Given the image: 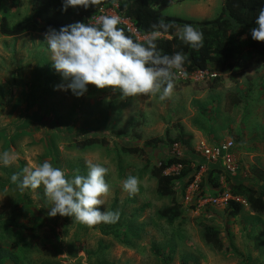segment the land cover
Wrapping results in <instances>:
<instances>
[{
	"label": "rangeland",
	"instance_id": "374dc122",
	"mask_svg": "<svg viewBox=\"0 0 264 264\" xmlns=\"http://www.w3.org/2000/svg\"><path fill=\"white\" fill-rule=\"evenodd\" d=\"M32 4L0 0V20L5 16L10 25L30 20ZM150 4L165 5L164 15L199 21L222 12V0ZM114 7L103 8L92 22ZM246 55L250 65L239 81L216 88L207 74L184 72L165 100L159 94L125 97L118 89L94 85L77 98L70 90H55L62 79L44 37L0 34V151L18 157L0 166V250L16 256L2 264H264V217L247 206L236 218L227 212V179L264 192V63L260 56ZM90 138L106 144L76 148ZM154 139L162 141L146 146ZM228 142L234 144L233 173L205 153ZM123 148H143L146 159L124 154ZM171 158L188 160L191 171L176 183L175 198L162 199L148 167ZM45 160L65 169L68 178L76 169L87 173L85 160L107 167L110 191L98 207L119 211L118 228L108 231L103 222L88 226L69 216L49 217L51 203L43 186L21 192L10 182L12 174ZM130 175L139 182L132 195L121 186ZM174 199L182 215L169 223L159 214ZM205 227L220 233L222 251L203 241Z\"/></svg>",
	"mask_w": 264,
	"mask_h": 264
},
{
	"label": "clouds",
	"instance_id": "9594fccd",
	"mask_svg": "<svg viewBox=\"0 0 264 264\" xmlns=\"http://www.w3.org/2000/svg\"><path fill=\"white\" fill-rule=\"evenodd\" d=\"M94 3L96 0H62L61 10L78 6L87 9ZM120 23L119 16L102 15L94 23L91 18L88 23L77 21L58 30L50 28L45 33L52 67L62 79L55 90H70L77 98L87 93L88 85L118 89L125 97L159 94V99L165 100L172 94L177 75L184 74V55L181 52L162 54L155 43V31L141 42L125 35L118 27ZM254 23L251 38L264 42V7L258 10ZM169 27L163 21L158 25L165 32ZM178 38L196 50L203 46V33L190 24L183 26ZM17 158L12 151H0V166L7 167ZM85 165L86 174H79L80 170L76 169L68 178L65 169L45 160L23 168L22 173L12 174L10 182L21 192L43 186L44 195L51 203L49 217L69 216L88 226L117 222L119 211H101L98 207L104 205L102 197L110 191L105 180L109 169L88 160ZM138 183V178L130 175L121 186L132 195L138 191Z\"/></svg>",
	"mask_w": 264,
	"mask_h": 264
},
{
	"label": "trees",
	"instance_id": "16d2710c",
	"mask_svg": "<svg viewBox=\"0 0 264 264\" xmlns=\"http://www.w3.org/2000/svg\"><path fill=\"white\" fill-rule=\"evenodd\" d=\"M117 6L120 17L129 20L136 28L140 40L130 30L119 24L125 35L143 42L154 31L157 33L155 43L162 54L172 55L181 52L185 57L184 71L187 74L203 73L208 75L210 87L216 88L223 82L239 81L246 68L249 67L247 53L260 56L264 63V42L254 41L250 30L255 27L258 10L264 7V0H222V12L215 19L199 21L164 15L161 10L165 5L154 8L150 0H96L87 9L82 6L68 8L62 11V0H33L31 19L16 25H10L7 17L0 20V34L9 38H24L32 34L45 37L50 28L59 29L61 26L77 21L88 23L104 7ZM163 21L170 25L165 32L158 28ZM185 24L198 28L203 33V46L193 49L178 38ZM157 26L154 28L153 26ZM160 141H148L146 146H156ZM177 143V140H175ZM105 145V140L85 139L76 143L79 150L95 145ZM127 155H137L146 159L143 148H123ZM149 164H147L148 166ZM178 167V172L167 173ZM150 176L157 182V194L160 198H175L176 183L187 177L191 171L188 160L171 158L161 162L159 166L149 168ZM193 179L189 183H192ZM230 199L227 201V212L232 218L240 216L247 206L256 216L264 217V192L244 184H233L226 180ZM160 217L173 223L182 215V205L173 200L172 205L160 212ZM118 223H107L104 229L113 231ZM203 241L215 251H222L224 244L220 233L212 228H203ZM6 257L16 261V256L7 250H0V264Z\"/></svg>",
	"mask_w": 264,
	"mask_h": 264
},
{
	"label": "built area",
	"instance_id": "2783aa9c",
	"mask_svg": "<svg viewBox=\"0 0 264 264\" xmlns=\"http://www.w3.org/2000/svg\"><path fill=\"white\" fill-rule=\"evenodd\" d=\"M114 8L115 9L110 13V15H116V16L120 17V15L117 12V6ZM102 10H103V8L99 11V13L100 12L102 13ZM94 17H92V19ZM120 20H121V23H120L121 25L126 27L128 30H130L134 35H136L140 39L138 32H137V30L134 27L132 22H130L129 20L124 19L122 17H120ZM233 149H234L233 142H228V143L223 144L217 148H209L208 147L205 149V153L208 156V159H212L213 161L221 162L223 168H225L228 172L233 173L237 169L235 156L233 154Z\"/></svg>",
	"mask_w": 264,
	"mask_h": 264
}]
</instances>
